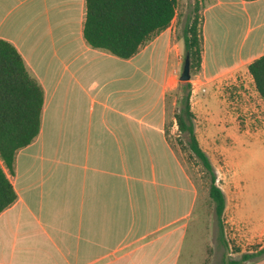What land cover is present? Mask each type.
<instances>
[{
    "label": "crops",
    "instance_id": "crops-1",
    "mask_svg": "<svg viewBox=\"0 0 264 264\" xmlns=\"http://www.w3.org/2000/svg\"><path fill=\"white\" fill-rule=\"evenodd\" d=\"M200 1L192 113L203 91L204 119L221 126L209 105L216 88L246 79L260 97L249 66L264 56V0ZM86 6L0 0V39L45 91L39 136L17 153L13 174L4 168L18 199L0 214V264H177L179 176L192 200L197 190L169 138L179 132L167 97L183 70L176 17L120 59L85 40Z\"/></svg>",
    "mask_w": 264,
    "mask_h": 264
},
{
    "label": "rangeland",
    "instance_id": "rangeland-1",
    "mask_svg": "<svg viewBox=\"0 0 264 264\" xmlns=\"http://www.w3.org/2000/svg\"><path fill=\"white\" fill-rule=\"evenodd\" d=\"M177 8L174 34L182 47L181 60L184 66L186 52L182 33L187 23L195 18L198 19L201 30L203 12L200 0H179ZM182 72L183 70L181 74ZM191 74L190 82L194 86V76L197 74ZM181 83L179 80L177 89L167 97L169 123L175 121L174 115L179 110ZM252 87L244 79L216 88L218 94L210 98L209 105L213 118H221V126L208 125L204 119L206 113H202L205 109V102H202L205 100L203 91L197 93L193 100L197 138L211 159L218 177L217 185L225 193L227 200L222 217L228 249L220 243L221 233L215 204L209 196V174L190 152L183 138L169 137L197 190L192 200L189 187L179 176V189L185 190L178 192V214L185 217L175 226L178 228L175 237L178 243L177 264H221L225 254L233 259H240L243 254L264 248V101ZM223 109L225 111L221 112ZM252 264H264V259Z\"/></svg>",
    "mask_w": 264,
    "mask_h": 264
},
{
    "label": "trees",
    "instance_id": "trees-1",
    "mask_svg": "<svg viewBox=\"0 0 264 264\" xmlns=\"http://www.w3.org/2000/svg\"><path fill=\"white\" fill-rule=\"evenodd\" d=\"M86 3L85 40L92 48L105 50L120 59L134 57L148 42L167 30L178 7V0H86ZM182 34L186 57L189 56L191 61V73L198 74L204 42L198 19L188 22ZM249 73L264 100V56L250 64ZM38 82L16 47L0 39V214L18 199L4 168L13 174L17 153L31 145L41 131L45 91ZM192 91L191 82L179 85L181 97L175 114L179 137L210 176L209 196L215 204L220 243L228 249L222 217L227 200L217 185L218 177L211 159L197 138ZM263 259L264 248H260L243 254L240 259L225 254L221 264H251Z\"/></svg>",
    "mask_w": 264,
    "mask_h": 264
},
{
    "label": "water",
    "instance_id": "water-1",
    "mask_svg": "<svg viewBox=\"0 0 264 264\" xmlns=\"http://www.w3.org/2000/svg\"><path fill=\"white\" fill-rule=\"evenodd\" d=\"M184 62V66H183V72L181 74L180 77V81L181 82H190L191 78H192V74H191V61H190V57H186Z\"/></svg>",
    "mask_w": 264,
    "mask_h": 264
}]
</instances>
